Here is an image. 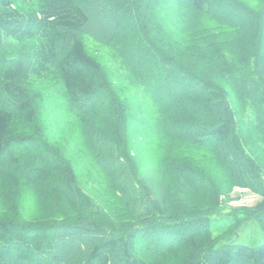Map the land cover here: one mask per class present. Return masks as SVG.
I'll return each mask as SVG.
<instances>
[{
    "label": "trees",
    "instance_id": "obj_1",
    "mask_svg": "<svg viewBox=\"0 0 264 264\" xmlns=\"http://www.w3.org/2000/svg\"><path fill=\"white\" fill-rule=\"evenodd\" d=\"M50 103L81 154L48 138ZM235 188L259 199L222 214ZM251 218L264 0H0V264H264V243L220 244Z\"/></svg>",
    "mask_w": 264,
    "mask_h": 264
},
{
    "label": "rangeland",
    "instance_id": "obj_2",
    "mask_svg": "<svg viewBox=\"0 0 264 264\" xmlns=\"http://www.w3.org/2000/svg\"><path fill=\"white\" fill-rule=\"evenodd\" d=\"M95 22L97 23V21ZM206 23L207 22L204 20L203 25ZM220 42L223 43V41L221 40ZM213 53H215V50H213ZM131 113H135V106L131 108ZM44 122L45 132L48 138L54 140L55 143L57 142L61 144L63 147L65 146L66 149L70 151H67L68 154L77 156V154L79 155L82 153V151H80V128L75 124V122L69 119V115L67 114V111L64 107L55 103H50L49 105H47L44 114ZM129 132V136L133 139H136L135 142H137L138 145L141 144V146H143V151H148L149 154L147 155L146 153L148 157L145 160V163H147V160L149 158L151 159L150 154H155V152H152L153 149L150 151V144L145 147L146 142H142L141 132L137 127L133 126V128ZM149 141L151 142V140ZM83 161L84 163L82 164L79 161L77 162L82 168L85 164L87 166L89 164L86 161V158H83ZM258 199L259 198L256 195L247 190L235 188L228 195H225L221 198L220 202L225 208L222 214L228 213L229 208L253 206ZM26 200L27 198L23 196L20 197V201L18 200L17 202L19 206L25 205L28 207V204H26ZM9 204H12L11 201L9 202ZM1 206L4 205H2L1 203ZM231 220L232 218H223L222 216L219 218H213L211 222V228L213 230L214 236H218V233L221 232V229L225 228L226 223L229 224V221ZM223 237L225 239H223L220 244H241L256 247L264 243V231L255 221V219L252 218L245 220L237 228L231 227V229H229V233L227 235H224Z\"/></svg>",
    "mask_w": 264,
    "mask_h": 264
}]
</instances>
